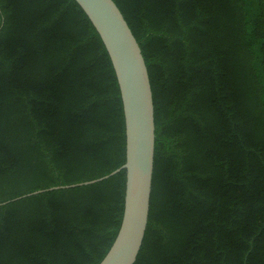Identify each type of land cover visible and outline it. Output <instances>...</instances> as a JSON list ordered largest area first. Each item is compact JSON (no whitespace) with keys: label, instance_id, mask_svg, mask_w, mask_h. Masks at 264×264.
<instances>
[{"label":"trees","instance_id":"obj_1","mask_svg":"<svg viewBox=\"0 0 264 264\" xmlns=\"http://www.w3.org/2000/svg\"><path fill=\"white\" fill-rule=\"evenodd\" d=\"M113 1L154 104L133 264H264V0ZM124 160L119 87L82 8L0 0V264H98L120 225L124 169L47 188Z\"/></svg>","mask_w":264,"mask_h":264},{"label":"water","instance_id":"obj_2","mask_svg":"<svg viewBox=\"0 0 264 264\" xmlns=\"http://www.w3.org/2000/svg\"><path fill=\"white\" fill-rule=\"evenodd\" d=\"M75 1L101 38L115 73L124 117L125 160L103 176L47 189L93 183L124 169L125 192L120 225L98 264H133L147 225L153 172L155 126L150 79L139 43L116 3L113 0Z\"/></svg>","mask_w":264,"mask_h":264}]
</instances>
